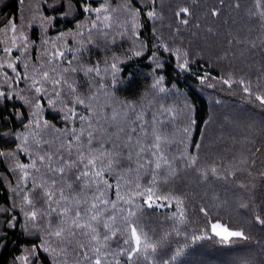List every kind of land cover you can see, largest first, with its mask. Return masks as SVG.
I'll use <instances>...</instances> for the list:
<instances>
[{"label": "trees", "instance_id": "trees-1", "mask_svg": "<svg viewBox=\"0 0 264 264\" xmlns=\"http://www.w3.org/2000/svg\"><path fill=\"white\" fill-rule=\"evenodd\" d=\"M238 2L239 8L235 7L237 0H24L22 4L20 0H0V41L12 35L11 32L7 37L4 34L10 20L18 26L23 24L25 34L35 41V51L29 50V55L35 57L39 55L43 36L55 40L61 32L74 34L78 30L83 31V47L78 42L80 38L74 35L57 41V46L73 49L67 53L68 59L75 54L85 66L99 64L106 81L112 80L111 63L118 62L121 70L117 73V80L120 83L115 88L108 85L109 95L100 94V104L107 101L118 111L124 104H131L137 106V110L142 106L150 112H156L160 105H165L176 112L175 121L165 128L171 141L166 145L165 154L175 174L168 175L171 169L162 167L157 190L171 193L183 201L184 223H177L173 218L174 214L179 217L180 212L174 199L157 201L164 207L147 208L143 198H135L142 205L137 217L150 237L156 239L163 233H172L156 254V264L160 259H169L170 264H264V225L256 221L257 215L264 219V176L261 175L264 173V107L248 97L243 86L235 82L241 79L246 83L251 81L255 91L259 77V83L264 85V27L249 15L255 10L254 0ZM85 3L93 8L105 5L112 17V26L105 29L107 36L93 30L91 45L87 43V30L91 27L89 20L95 19L96 13H85ZM125 5L133 10L140 9L138 35L133 34L131 25L127 23L130 17L124 11ZM183 8L188 12L177 15ZM149 11H154L156 17L150 19L146 14ZM213 11L218 14L212 15ZM64 12L69 14L65 17ZM42 16L56 17L46 32L40 27ZM183 20L188 23H182ZM30 23L32 27H28ZM77 25L81 27L77 29ZM253 42L255 48L252 47ZM164 45L172 51H165ZM177 48L188 53V71L177 67V58L173 54ZM76 49L80 51L76 52ZM137 51L142 54L134 55ZM18 54L14 49L13 56ZM4 59L0 52V62ZM157 62L163 67L156 68ZM106 67L109 69L107 75L103 72ZM4 71L12 74L10 69H0V90L8 91L3 83ZM18 71L24 72L23 58L18 62ZM205 73L209 78L201 84L200 77ZM159 76L164 77L162 86L168 90L164 93L151 87ZM229 76L233 81L230 88L220 82L221 78ZM77 79L83 85L81 93L87 95V78L81 72ZM21 89H24L23 94L31 95L24 81L13 85L11 91L18 93ZM43 103L45 111L42 118L62 129L61 120L54 118L46 101ZM79 111L83 112V109ZM0 115L3 116L0 118V152L15 154L14 159L0 157V209L7 210L0 211V236L4 235L2 230L7 216L16 215L20 221L15 229H8L7 240L0 243V264H14L15 257L33 244H39L44 233L37 229H33L32 234L24 231L20 197L12 191L17 187L20 173L11 169L17 161L31 162L29 154L18 148L20 140L16 139L21 134L28 135L29 130L24 125L30 119L31 109L20 100L5 103L0 99ZM16 115H21V119H16ZM192 120H195L194 124ZM185 128H189L187 133ZM197 144L199 148L195 147ZM29 151H34V146H30ZM191 156L198 157L195 167L187 166L185 157ZM241 161L248 163L242 164ZM212 168H216V176L211 174ZM197 169L208 170L207 179ZM144 171L141 170L142 186L149 180ZM29 172V186L33 177L37 181L48 179L32 169ZM106 178L110 184L116 185V173ZM165 178L167 183H163ZM241 184L245 187H240ZM93 191L85 194L91 197ZM121 194H124L123 187ZM106 196L115 200V187L108 189ZM13 203L17 205L15 209ZM242 204H248V207H241ZM201 208L207 211V216L200 211ZM212 223L243 231L249 239L232 238L229 243H221L212 232ZM174 228L180 232L179 236ZM200 236L211 238H195ZM120 239L118 236L110 241L111 247L118 248ZM177 250L179 255H176ZM173 255H176L175 260L170 259ZM120 259L123 264L124 258Z\"/></svg>", "mask_w": 264, "mask_h": 264}, {"label": "snow or ice", "instance_id": "snow-or-ice-1", "mask_svg": "<svg viewBox=\"0 0 264 264\" xmlns=\"http://www.w3.org/2000/svg\"><path fill=\"white\" fill-rule=\"evenodd\" d=\"M23 2L24 0H20L21 4ZM235 7H240L238 0ZM254 8V11L249 12L250 17L258 20L264 27V0H254ZM83 11L96 13L95 19L89 20L91 27L87 30V43L91 45L93 30L106 37L105 29L112 26V17L110 9L103 4L93 8L85 3ZM124 11L130 17L127 23L131 25L133 34L138 35L136 29L140 27L137 22L140 9L133 10L125 5ZM187 12L188 9L183 8L177 15ZM68 14L63 13L65 17ZM146 14L150 19L156 17L154 11ZM211 14L215 16L218 13L213 11ZM54 19L56 17L42 16L41 29L46 32L47 26L52 25ZM182 23L187 24L188 21L183 20ZM101 24L103 28L100 27ZM32 26L31 23L28 25ZM80 27L77 25V29ZM9 32L12 33L11 37L0 41V45H3L0 52L5 57L3 62H0V69H10L14 75L8 71L2 73L3 83L9 90H0V99L5 103L20 100L31 109L30 119L24 125L25 129L29 130L28 135L21 134L16 137L20 140L18 148L29 154L31 162L24 164L17 161L11 169L20 173L17 187L12 191L15 196L20 197L19 209L23 214L24 231L32 234V230L37 229L44 233L39 244H33L31 248L24 249L15 257L14 264H113V262L121 264L120 257L124 258L123 264H156V254L172 233H163L156 239L150 237L137 217L142 205L137 203L135 198H143V204L147 208L164 207L165 205L157 201L174 199L180 212L179 217L174 214L173 218L177 223H184V211L181 207L183 201L171 193L165 194L157 190L162 167L167 166L171 169L168 175L175 174V169L165 154L166 145L171 142L165 128L175 121L176 112L165 105H160L156 112H150L142 106L137 110V106L131 104H124L120 111L111 107L107 101L100 104V94L109 95L106 90L108 85L115 88L117 83H120L117 80V73L121 70L118 62L111 63L112 80L106 81L101 75L99 64L85 66L75 54L68 59L67 53L73 52V49H61L57 46V41L63 40L67 35H74L80 38L78 42L83 47L85 39L83 31L78 30L74 34L61 32L55 40L43 36L39 55L35 57L29 55L30 48L35 51V41L30 40L25 34L23 24L18 26L14 20H10L8 27L4 29L5 37ZM252 47H256L254 42ZM14 49L18 50V55L13 56ZM164 50L172 51L167 45H164ZM75 51L79 52L80 49ZM141 54L139 51L134 53L136 56ZM173 54L177 58V67L181 71H188L190 67L188 53L177 48ZM22 58L23 74L18 71V62ZM116 59L113 58L114 61ZM161 67L163 65L157 62L156 68ZM81 72L87 78L85 80L88 86L87 95L81 93L83 85L77 79ZM103 72L107 75L109 69L106 67ZM208 78V73L200 77L201 84ZM163 80V76L157 77L151 86L152 89L160 93L168 91L162 86ZM21 81L26 82V88L31 95L23 94L24 89L18 93L11 91L13 85H18ZM259 81L258 77L255 91L251 81L246 83L241 79L235 82L243 86V92L248 97L264 107V85ZM220 82L229 88L233 83L231 76L227 79L221 78ZM211 86L210 84L209 87ZM44 101L47 109L54 113V118L58 117L63 123L62 129L42 118L45 111ZM81 108L83 112L79 111ZM11 115L10 113L9 116ZM21 115H16L15 118L20 120ZM0 118L3 116L0 115ZM191 123L194 124L195 120ZM188 131L189 128L184 129L185 133ZM30 146H34V151H29ZM195 147L199 148L200 145L197 144ZM0 157L14 159L15 154L0 152ZM185 159L188 161V167H195L198 157L191 156ZM29 169L35 173H42V177L47 176L48 179L41 178L37 181L33 177L29 186L27 183L31 175ZM141 170H145L144 174L149 176V180L143 186L140 183ZM197 171L207 179L208 170ZM113 173L117 174L115 186L106 178ZM211 174L217 175L216 168L211 169ZM261 175L264 176V173ZM167 182L165 178L163 183ZM21 184L24 186L21 187ZM125 185L128 187H124ZM113 187L116 199L110 200L106 192ZM122 187L124 194H121ZM240 187L243 188L245 185L241 184ZM93 189V194L88 197L85 193ZM12 207L15 209L17 205L13 203ZM241 207L247 208L248 204H242ZM0 211L7 212L6 209ZM200 211L205 216L208 215L204 208ZM256 221L264 225V219L259 215L256 216ZM4 223L5 227L2 230L4 235L0 236V243L7 240L8 229H15L20 221L16 215H11L5 218ZM211 229L214 235L220 238L221 243H229L232 238L249 239L243 231L229 230L220 223H212ZM173 231L177 236L180 235L177 229L174 228ZM118 236L121 239L118 248L114 249L109 242ZM176 255H179V250ZM176 255L170 259L175 260ZM158 264H170V261L160 259Z\"/></svg>", "mask_w": 264, "mask_h": 264}, {"label": "rangeland", "instance_id": "rangeland-1", "mask_svg": "<svg viewBox=\"0 0 264 264\" xmlns=\"http://www.w3.org/2000/svg\"><path fill=\"white\" fill-rule=\"evenodd\" d=\"M221 224V223H220ZM222 226H224L223 224H221ZM229 229V228H228ZM229 230H231V229H229Z\"/></svg>", "mask_w": 264, "mask_h": 264}]
</instances>
